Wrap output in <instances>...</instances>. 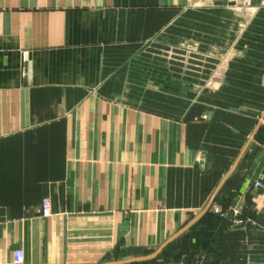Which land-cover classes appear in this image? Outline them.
Segmentation results:
<instances>
[{
  "label": "crops",
  "instance_id": "crops-1",
  "mask_svg": "<svg viewBox=\"0 0 264 264\" xmlns=\"http://www.w3.org/2000/svg\"><path fill=\"white\" fill-rule=\"evenodd\" d=\"M235 37L264 65V0H0V264H264V72L211 79Z\"/></svg>",
  "mask_w": 264,
  "mask_h": 264
},
{
  "label": "rangeland",
  "instance_id": "rangeland-1",
  "mask_svg": "<svg viewBox=\"0 0 264 264\" xmlns=\"http://www.w3.org/2000/svg\"><path fill=\"white\" fill-rule=\"evenodd\" d=\"M234 3V2H233ZM235 4V3H234ZM240 5V4H239ZM232 6L230 7L232 10V15L234 16L233 18V32H236V34H239L241 32V30L246 26L247 22L249 21V15H251V11L249 9L246 10L245 7H241V6ZM204 7H197V11L200 12H204L206 10L205 13H208L209 10L207 7H205L204 9H202ZM194 10L191 9L190 11L187 12L188 14H193L195 12H193ZM192 26V24L190 25ZM189 29H197L196 27H190ZM198 30V29H197ZM193 37L190 35H186L185 40H189L192 41ZM187 41L185 43L186 48H189L187 50H191L192 49V42ZM176 45H174L175 47ZM170 49V48H169ZM241 44H240V39L239 38H233V46L231 47V49H229V52L226 53H219V55H217L219 61H218V65H211L214 66L213 70V74L211 75V79L223 84L225 83V81L227 79H240L242 77H251V76H256V74L261 75V72H264V65H252L255 63H251V57L254 58L256 57V55H248L247 53H242L241 52ZM156 51L152 52V55L156 58H165L167 60H169V62L172 60L173 61V57L175 56V53L173 52V55L171 54L170 50H168L170 53L167 55L164 53H162L160 48L155 49ZM174 51V50H173ZM162 53V54H161ZM185 62H191L193 61V56L189 53H187L185 55ZM246 57L249 58V63L251 64H247L246 62L248 61V59H246ZM245 58V59H243ZM245 62V64L247 65H240L241 62ZM205 66V65H203ZM182 67V66H181ZM177 65H149V71L147 70V76H150V82L151 85L153 86V91L154 92H159L161 91V87L166 88L167 86L165 85V80L162 79L164 75V73H166L169 71V78L174 77V75L177 74ZM183 69L187 75V71H191L187 65L183 66ZM140 72H145V71H140L138 70V73ZM182 74V71H181ZM140 74H138L139 76ZM144 77V75H143ZM163 80V81H162ZM149 84V83H148ZM168 87L173 88V84L170 82L168 83ZM166 86V87H164ZM224 88V86H222ZM262 135H264V127H262ZM262 148H264V142H262ZM259 179V178H256ZM254 180V179H253ZM224 211V210H222ZM225 212V211H224ZM216 213L220 218H224L225 216H221L219 212H214Z\"/></svg>",
  "mask_w": 264,
  "mask_h": 264
},
{
  "label": "built area",
  "instance_id": "built-area-1",
  "mask_svg": "<svg viewBox=\"0 0 264 264\" xmlns=\"http://www.w3.org/2000/svg\"><path fill=\"white\" fill-rule=\"evenodd\" d=\"M21 58L22 61L25 62L27 60V51L24 50L21 52ZM252 185L256 188V189H264V183H262V181L260 179H254L252 181ZM212 210L214 212H219L221 216H225L226 212L222 211V209L217 205V204H213L212 205ZM40 210H41V214L43 216H48L50 215V203H49V199L47 198H43L41 200V204H40ZM24 258V253L22 249H15L13 251V260L16 263H19L23 260Z\"/></svg>",
  "mask_w": 264,
  "mask_h": 264
},
{
  "label": "water",
  "instance_id": "water-1",
  "mask_svg": "<svg viewBox=\"0 0 264 264\" xmlns=\"http://www.w3.org/2000/svg\"><path fill=\"white\" fill-rule=\"evenodd\" d=\"M195 220V219H194ZM133 259H130V260H122L123 262H125V261H132Z\"/></svg>",
  "mask_w": 264,
  "mask_h": 264
}]
</instances>
